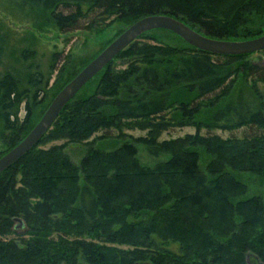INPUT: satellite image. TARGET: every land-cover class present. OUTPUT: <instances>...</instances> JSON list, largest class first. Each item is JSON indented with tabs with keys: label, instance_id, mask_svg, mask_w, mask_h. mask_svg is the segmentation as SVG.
Instances as JSON below:
<instances>
[{
	"label": "trees",
	"instance_id": "16d2710c",
	"mask_svg": "<svg viewBox=\"0 0 264 264\" xmlns=\"http://www.w3.org/2000/svg\"><path fill=\"white\" fill-rule=\"evenodd\" d=\"M9 4L47 17L63 33L98 32L116 22L130 26L164 14L214 39L245 41L264 35V0ZM151 32L117 56L130 52L141 58L144 66L135 70L130 82H122L126 73H116L114 83L100 86L97 95L78 99L79 92L39 143L0 175V264H264V196H248L249 187L240 178L251 174L264 183V94L256 84L264 83V67L245 64L249 55L217 56L187 42L194 52L164 66L162 49L141 46ZM31 55L22 52L24 58ZM240 74L252 79L257 102L238 96L216 108L202 126L209 131L241 129V138L205 139L197 134L159 141L164 131L180 125L170 110L197 111L202 102L211 107L234 89ZM42 81L41 74L30 76L33 86ZM120 85L124 92L117 96ZM102 91L109 100H101ZM177 91L180 97H175ZM29 94L11 71L0 76V121L12 136L31 123ZM23 103L26 116L20 125ZM103 105L110 107V114ZM131 127L148 131L144 144L149 155L169 159L145 167L136 147L126 143L108 152L89 147L79 163L66 152L70 143L94 144L109 138L112 128ZM100 130L107 134L87 142ZM61 140L64 144L40 148ZM124 179L131 181L128 186L117 183ZM17 220L24 232L19 240L9 239L20 233ZM175 244L179 252L169 249Z\"/></svg>",
	"mask_w": 264,
	"mask_h": 264
},
{
	"label": "rangeland",
	"instance_id": "374dc122",
	"mask_svg": "<svg viewBox=\"0 0 264 264\" xmlns=\"http://www.w3.org/2000/svg\"><path fill=\"white\" fill-rule=\"evenodd\" d=\"M84 11H87L86 7ZM128 27L129 25L116 22L103 29L100 27L101 29L98 32L76 30L70 33H63L47 17L35 12L17 10L9 4V0H0V31L2 36V45H0L2 48L0 51V76L7 71L15 74L20 82L21 90H29L30 92L29 102L33 112L31 123L24 125L16 136L10 135L0 121V157L18 145L30 133L32 128L41 120L57 94ZM141 41V46L146 45L156 49H162L164 66L170 65L171 62L182 55L194 52L177 35L166 30L153 31ZM23 51L32 52L33 55L28 56L29 58H24L22 56ZM55 55H57V58H55ZM140 60L141 58L132 56L130 52L120 55L113 60L110 69L102 71L80 91L77 96L78 99H86L97 95L100 86L101 88L111 86L110 84L114 83L113 80L117 76L116 73H126L122 77V82H130L134 77L135 70L144 66ZM243 61L245 64L250 62L257 65L260 64L264 67V51L249 55ZM36 74H41L43 81L40 85L33 86L30 82V76ZM256 84L257 88L264 94V83L258 82ZM252 86V79L249 78L247 80L243 74H240L234 89L227 93L223 99H220L218 103L212 104L211 107H208L209 102H202L199 105L200 107L197 108V111L189 110L184 113L179 107L170 110L169 115L174 116L180 125L176 128L169 129V131H164L159 135V141H175L197 134L203 135L205 139L210 135H218L223 140L232 137L241 138L244 135L241 129L237 132H223L215 129L209 131L202 124L204 125L206 123V120L210 118L216 108L223 107L226 102L235 101L238 96H243L249 103H256L257 99L252 90ZM38 89H41V91L39 97L35 99L34 95ZM123 92L124 87L120 85L117 96L123 95ZM176 94L177 96L175 97L181 96V93L178 91ZM102 95H109L108 92H100L101 100L108 99V97ZM103 110L106 114H110V107H107V105H103ZM25 116V103H23L19 112L20 125L24 124L23 120ZM120 130H122L121 132L123 134L118 138L117 136ZM120 130L112 128L108 135L109 138L106 140H97L94 144L70 143L66 148V152L74 162L79 163L89 147L108 152L126 143L136 147V156H138L140 163L145 167H154L158 163L169 159V156L164 154L158 158L148 154L146 145L144 144L149 140L147 130L141 129L140 127ZM103 134H107L106 131L100 130L87 142ZM64 142L62 140L55 141L47 145H42L40 148L43 146L49 148L51 145H61ZM262 160L264 161V155ZM104 164L105 162L101 161V165L104 166ZM41 169H43L42 166ZM240 178L249 187L250 192L248 196H264V183L259 178L251 174L242 175ZM124 180L117 181V183H124L128 186V183L131 182L126 179ZM15 225V228L20 233L18 235H12L9 239L19 240V234L24 232V227L19 222ZM169 249L179 252V246L177 244L171 245Z\"/></svg>",
	"mask_w": 264,
	"mask_h": 264
},
{
	"label": "water",
	"instance_id": "95a60500",
	"mask_svg": "<svg viewBox=\"0 0 264 264\" xmlns=\"http://www.w3.org/2000/svg\"><path fill=\"white\" fill-rule=\"evenodd\" d=\"M166 30L195 49L217 56H245L264 51V35L252 40L228 41L205 36L187 23L168 15L147 16L131 24L120 36L89 62L54 98L41 120L12 150L0 158V175L27 155L52 128L63 109L75 96L122 51L142 35ZM17 222L23 223L21 220Z\"/></svg>",
	"mask_w": 264,
	"mask_h": 264
}]
</instances>
